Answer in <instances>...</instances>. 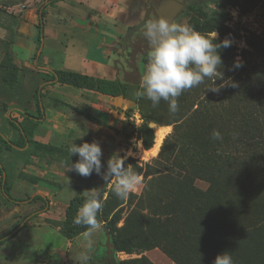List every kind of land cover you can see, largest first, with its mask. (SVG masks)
<instances>
[{
	"label": "rangeland",
	"instance_id": "obj_1",
	"mask_svg": "<svg viewBox=\"0 0 264 264\" xmlns=\"http://www.w3.org/2000/svg\"><path fill=\"white\" fill-rule=\"evenodd\" d=\"M28 1V7H18L15 14L8 10L10 0H0V27L8 30L7 39L11 38L9 26L16 23L14 15L26 25V39L13 31L15 40L24 41L26 48L33 50L17 47L13 50L20 66L34 65L35 53L41 47L36 6L40 7L45 0H35V4L34 0ZM66 1V5H71L73 11L83 17H67L66 10L49 4L43 19L47 27V47L56 46L50 40L57 39L54 32L66 29L68 39H74L76 52L101 62L102 71H98L101 76L118 78L139 88L144 101L141 98L137 101L125 99L126 106L115 109L122 115L117 119L121 123H116L119 128L115 129L121 139L113 154L102 157L108 160L126 157L125 166L131 165L143 177V183L128 199L122 200L113 192L114 180L106 183L95 172L84 177L74 170L67 171L70 163L79 159L78 155L70 157L68 146L72 142L80 145L81 140L59 137L55 140L56 146L63 150L54 154L33 150L31 143L26 151H17V146L7 147L1 142L0 163L5 169L9 192L26 201L16 203L9 199L0 174V237L16 233L0 244V264H76L78 254L86 249L90 251L88 264L108 261L113 264H213L224 252L232 256L234 264H264V155L255 157L261 166H254L252 159L238 153L241 143L234 125L238 117L221 103V91L207 89L213 85L212 80H205L188 90L185 101L189 106L179 122L180 127L176 128L174 122L163 125L151 122L154 144L160 130L164 129L166 133L158 151L153 149L154 145L146 149L140 127L145 115L151 111L149 103L152 102L143 95L142 78L150 51L143 31L128 39L134 19L122 17L111 26L112 21L97 11L100 5L86 3V0L83 4ZM132 2L121 0V5L129 10ZM161 10L172 19L166 4ZM198 10L205 11L217 27L210 36L216 32L221 40H233L232 46L238 54L236 59L248 48L249 33L264 31V0H205L196 10L177 12L173 22L189 25ZM58 15H65L67 20L72 19L79 25L63 23ZM96 21L103 22L107 28H98ZM111 40L116 41V50L110 49ZM8 48L7 40L0 39V62L9 52ZM48 51L47 48L45 52ZM112 97L113 102L120 98ZM7 114L0 112L3 131L8 129ZM173 117L169 111V119ZM32 123L31 130L39 131L38 123L34 120ZM213 130H219L223 139L213 140ZM32 150L39 156L35 166L41 173L39 191L46 194V200H31L37 190L27 191L16 182L18 176L25 177L23 170L30 164ZM15 160L20 162L19 167L10 165V161ZM225 161L229 162L224 164ZM220 165L238 169L240 175L232 179L209 180V172L217 171ZM92 189L102 194L103 218L102 231L93 235L89 249L85 232L69 238L64 226L66 207L71 198ZM116 213L120 220L110 231L106 222ZM115 236L130 237L132 246L125 251H116L112 243Z\"/></svg>",
	"mask_w": 264,
	"mask_h": 264
},
{
	"label": "trees",
	"instance_id": "obj_2",
	"mask_svg": "<svg viewBox=\"0 0 264 264\" xmlns=\"http://www.w3.org/2000/svg\"><path fill=\"white\" fill-rule=\"evenodd\" d=\"M189 25L197 31L209 36L210 33L217 28L215 24L208 19L207 13L202 10H198V14L189 20ZM38 26L40 27L41 37V22ZM221 41L223 40L216 38L217 43ZM246 43L248 48L240 53L243 62V66L240 68L233 69L234 62L238 55L233 46L220 50L223 61V66H221L220 71L223 73V76L221 79H217L215 83L224 85L220 89L222 95L221 103L227 107L228 110L232 109L238 117V121L234 123L238 130L239 141L241 143L240 147H238V153H241V155H244V157L248 159H252L254 166H261L255 161V157L264 155V31L262 33L250 32L247 36ZM27 78L32 84V89L28 93L25 88ZM55 83L91 89L111 96H123L125 99H132L135 101L141 98V101H144L141 91H139L137 86L121 81L118 78L96 77L64 69L39 71L27 66H18L14 62L13 55L7 52L0 62V112L6 113L11 110H18L21 115L28 119L30 118L29 120L40 121L43 115L41 103L44 93L42 90L44 85ZM187 95L188 90L184 91L181 99L178 100L179 109L176 113H173L174 119H169L168 102L161 100L157 107H153L152 103H149L151 111L145 115V120L140 127L141 138L146 149H150L154 145L155 133L154 129L150 126L151 122H155L159 125L174 122L176 128L180 127L179 122L183 119L185 115L184 112L186 109L188 110L189 106L185 101ZM75 110L85 115L90 120L103 124L100 119L90 113L79 108H75ZM9 122L22 132L21 137L17 140H9L0 134V142L5 143L7 147L16 145L21 148L26 145L27 141L31 142L30 136L32 133L30 129L24 134L23 129L25 127L23 128L22 123H18L17 120L12 117L9 118ZM32 126H34L33 123ZM33 143L36 151L41 150L44 153L49 152L50 154H54L63 150L61 147L52 144H45L38 141ZM235 152L237 153V151ZM101 159V171L104 173L107 171L108 159L104 157ZM229 161H225L224 164ZM0 174L4 192L9 198H12L9 192V185L6 182L5 169L1 165ZM239 175L240 172L238 169H231L230 166L220 165L217 171L212 170L209 172L208 179L211 181L232 179ZM32 179L37 180V178L34 177ZM87 194L88 193L76 195L71 198L67 204L64 232L69 238H75L87 231V226L76 225L73 222L78 209L84 204ZM33 199H43V197L37 195L33 197ZM97 218L100 223H102V209L98 213ZM119 220L120 217L116 213L106 222L110 231ZM10 232L11 231L8 233ZM15 234L16 233H12L10 237L6 238H4L5 235H2L0 237V244H3ZM112 243L116 251H125L132 246L130 237L115 236L112 239ZM103 264L113 263L108 261L103 262Z\"/></svg>",
	"mask_w": 264,
	"mask_h": 264
},
{
	"label": "crops",
	"instance_id": "obj_3",
	"mask_svg": "<svg viewBox=\"0 0 264 264\" xmlns=\"http://www.w3.org/2000/svg\"><path fill=\"white\" fill-rule=\"evenodd\" d=\"M21 1V2H20ZM25 3H24V2ZM39 1V0H38ZM71 3L74 1H77L78 3H84V0H68ZM35 4V0L32 1ZM66 0H45L42 1L40 7L36 6V10L39 13L37 15V18L39 19V23L41 22V29H42V36L40 37V31H39V41L41 44V47L39 50L36 51L35 57H34V65L28 66V65H21V66H27L39 71H47V70H54V69H64L69 71H75L80 73L89 74L96 77H105L100 75L101 69V62L98 59L90 58L87 55L80 54L76 52L75 50V42L74 39H68L69 38V31L66 29L61 30L60 32H54V36L57 38L55 40H52L55 42V45L59 46V48L55 47H47L46 39L47 37V27L45 22L43 21L45 16V9L49 7V4H53L57 7H61L64 10L67 11V17L74 18L75 15H78L80 17H83L81 14L76 13L73 11L71 5H66ZM86 3H94L96 5H100L97 9L101 14H103V17L106 19H110L112 21V25H115V21L119 20L120 18L124 17L125 19L128 18L129 10L126 7H123L121 5V0H86ZM29 1L28 0H10V6H9V12H13L15 14L18 13L16 9L20 6H24L25 8L28 7ZM21 9V8H20ZM59 21H62L63 23H68V25H79L76 21H72V19L67 20V17L65 15L60 16ZM13 19L16 21L15 24L12 26H9V30L11 32V38L7 39V29L4 27H0V39L7 40L9 43V53H11L14 57V62H16V53L13 51L16 47L20 49H25L29 51H33L30 48H26V45L24 41H18L15 40L13 37V31L17 33L18 37H22L23 39H26L28 37L26 32V25L21 24V22L18 19V15H14ZM37 20V19H36ZM35 20V21H36ZM98 28L103 29L105 24L97 22ZM40 28V27H39ZM110 28V26L108 27ZM102 31V30H101ZM59 33V35H58ZM58 35V36H57ZM62 38H60L61 36ZM111 38V37H110ZM112 39V38H111ZM110 49L116 50V41L111 40L110 42ZM48 48V52H45V50ZM56 52L55 55H53ZM18 65V64H17ZM20 66V65H18ZM81 69H84V71H81ZM99 71V72H98ZM26 91L27 93L31 91L32 84L29 82L28 79H26ZM44 93V96L42 98V111L43 115L40 118V121H36L38 123L37 127L39 131L31 130L32 126V119L29 120L25 116L21 115L18 110H11L7 112L6 115L7 118H14L17 120V122L22 123L24 134L26 131L30 129L32 135L30 136V139L35 142H41L45 144H52L57 145L56 141L59 137L65 136L69 139H72L74 141L81 140L82 143L84 142H93L97 141L100 143L103 155H106L109 157L111 154H113V150H117L116 146L119 142L118 140L121 139V135L119 133H116L115 129L117 130L119 128V125L116 123H121V112L116 111L115 109L120 108L122 106H126L127 101L125 98H119L115 102H113V97L108 94H104L95 90L86 89V88H79L77 86L69 85V84H61V83H55V84H49L44 85V88L42 90ZM82 109L83 111L90 113L91 115L97 117L100 119L103 124L94 122L87 118L85 115L79 113L75 108ZM119 108V110H121ZM118 110V109H117ZM13 114V115H12ZM18 117V119L16 118ZM8 129L6 131H3L0 128V134L9 139V140H17L21 137V131L16 129L10 122L7 124ZM26 129V130H25ZM85 134V135H84ZM83 136L81 139L80 137ZM119 136V138H118ZM28 137V136H27ZM29 138V137H28ZM27 141L26 145L24 147H16L15 150L21 151V150H27L30 148L31 145L34 144L33 142ZM1 143V142H0ZM16 146V145H13ZM29 146V147H28ZM35 150V149H33ZM33 150L30 153V159H29V165L28 167L24 168L23 173L27 176L20 177L18 176L17 184L27 188V191L29 189H35V191L32 196L33 197L40 195L43 197L42 200H46L45 193H41L39 191V186L41 183L40 176L41 173L37 166H35L36 161H38L39 156L36 155ZM20 162L18 160L10 161V165L18 166ZM1 166L2 163H0ZM20 166V165H19ZM18 166V167H19ZM23 169V167H22ZM28 171V172H27ZM37 178V180H33L32 178ZM44 194V195H43ZM11 201H14L16 203H21L23 201H26L24 199H19L16 197H13ZM34 200V199H33ZM69 203V202H68Z\"/></svg>",
	"mask_w": 264,
	"mask_h": 264
},
{
	"label": "clouds",
	"instance_id": "obj_4",
	"mask_svg": "<svg viewBox=\"0 0 264 264\" xmlns=\"http://www.w3.org/2000/svg\"><path fill=\"white\" fill-rule=\"evenodd\" d=\"M143 37L150 45L148 63L142 78L143 95L157 107L161 100L168 102L169 111L176 113L179 109L178 97L186 90L198 87L205 80H212L208 90L219 92L224 86L216 85L221 79L223 66L220 50L232 46L233 40L225 38L217 43V33L212 36L197 31L187 24L176 23L161 17L144 25ZM243 66L241 58L234 62L233 69ZM235 86V85H233ZM85 135V134H84ZM82 135L80 138L82 139ZM213 140H222L219 130H213ZM70 157L78 155L75 163H70L67 171H75L88 177L95 172L103 177L106 183L115 181L113 192L119 199L126 200L143 183V177L131 165L125 166V158L112 157L107 161V171L102 173V148L99 142H84L80 145L72 142L68 146ZM102 194L95 189L88 191L84 204L74 217V224L87 226L85 236L89 249L92 237L102 231L98 213L102 209ZM88 249L78 254L76 264H88ZM213 264H234L228 252L219 254Z\"/></svg>",
	"mask_w": 264,
	"mask_h": 264
},
{
	"label": "flooded vegetation",
	"instance_id": "obj_5",
	"mask_svg": "<svg viewBox=\"0 0 264 264\" xmlns=\"http://www.w3.org/2000/svg\"><path fill=\"white\" fill-rule=\"evenodd\" d=\"M132 1H133L132 7L129 8L128 18L130 21L134 19V22L133 24H131L129 30L132 27L141 24L143 22H145L144 23L145 25L147 22L151 20H156L158 18H161L156 8H158L162 12L161 7H163L164 4L168 6L169 8L168 13H171L172 19H169L168 16L165 14H163V16L167 17L168 20L173 22L174 17L177 15V12L183 11L184 9L195 10L198 7V5L204 2L205 0H132ZM139 17L140 19L137 21V18ZM144 25L141 28L135 30L133 35L136 32L143 31ZM133 35L131 37H133Z\"/></svg>",
	"mask_w": 264,
	"mask_h": 264
},
{
	"label": "water",
	"instance_id": "obj_6",
	"mask_svg": "<svg viewBox=\"0 0 264 264\" xmlns=\"http://www.w3.org/2000/svg\"><path fill=\"white\" fill-rule=\"evenodd\" d=\"M156 9H157L158 14H159L161 17L167 18V17L163 16V12H161L158 8H156ZM144 23H145V22H143V23H141V24H138V25L132 27V28L129 30V32H128V35H127L128 38H130V37L133 35V33H134L135 30L141 28V27L144 25ZM114 97H115V98H118V97L123 98V96H114Z\"/></svg>",
	"mask_w": 264,
	"mask_h": 264
},
{
	"label": "bare ground",
	"instance_id": "obj_7",
	"mask_svg": "<svg viewBox=\"0 0 264 264\" xmlns=\"http://www.w3.org/2000/svg\"><path fill=\"white\" fill-rule=\"evenodd\" d=\"M165 133H166V131L164 129L160 130V132L158 134V137L156 138V142H155V144L153 146V149L155 151H158V149H159V147H160V145L162 143V140L164 138Z\"/></svg>",
	"mask_w": 264,
	"mask_h": 264
}]
</instances>
